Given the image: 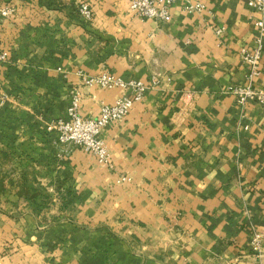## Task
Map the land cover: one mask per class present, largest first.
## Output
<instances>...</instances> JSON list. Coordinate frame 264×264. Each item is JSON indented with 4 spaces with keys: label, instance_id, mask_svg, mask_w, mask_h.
Returning a JSON list of instances; mask_svg holds the SVG:
<instances>
[{
    "label": "crops",
    "instance_id": "0c3cea01",
    "mask_svg": "<svg viewBox=\"0 0 264 264\" xmlns=\"http://www.w3.org/2000/svg\"><path fill=\"white\" fill-rule=\"evenodd\" d=\"M189 1L205 8L179 1L164 22L131 0H0L16 9L0 24V264H264V104L230 93L259 14ZM259 70L262 88L264 52ZM79 71L160 80L102 131L108 165L57 141L74 96L96 118L124 93Z\"/></svg>",
    "mask_w": 264,
    "mask_h": 264
},
{
    "label": "built area",
    "instance_id": "2783aa9c",
    "mask_svg": "<svg viewBox=\"0 0 264 264\" xmlns=\"http://www.w3.org/2000/svg\"><path fill=\"white\" fill-rule=\"evenodd\" d=\"M179 1H184L187 4L186 9L190 11H202L205 8L202 3H192L189 0H131L130 8L137 17L143 20L169 22L171 7ZM248 4L259 14L255 21L257 31L255 45L250 48L245 47L241 51L243 62L249 66L248 83L235 86L230 91L243 108L250 102L264 104V87L259 88L255 83L264 52V0H250ZM79 11L86 20L93 19V10L89 3H81ZM15 14L14 7H3L0 9V24ZM222 30L217 29V34H222ZM6 59V54L0 51V63ZM79 75L86 86H98L105 90L120 89L124 93L113 104H103L96 118L83 117L80 112L81 96H74L68 108L67 118L58 119L53 123V128L58 132L57 141L60 144L77 146L96 156L100 163L108 165L110 164V154L106 142L101 137L102 131L114 123L123 121L135 104L144 99L148 90L160 84V80L158 76L153 77L149 82L134 79L125 80L111 72L89 76L83 71H79ZM122 180L130 181L129 177H124ZM259 249L260 239L257 236L254 240V250L259 251Z\"/></svg>",
    "mask_w": 264,
    "mask_h": 264
}]
</instances>
